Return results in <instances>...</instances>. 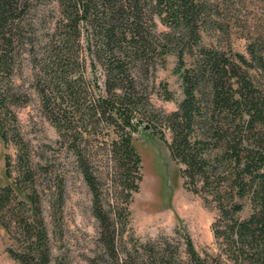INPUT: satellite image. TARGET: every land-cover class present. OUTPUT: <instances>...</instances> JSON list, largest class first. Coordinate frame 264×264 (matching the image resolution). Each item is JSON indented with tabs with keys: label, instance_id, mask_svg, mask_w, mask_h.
<instances>
[{
	"label": "trees",
	"instance_id": "obj_1",
	"mask_svg": "<svg viewBox=\"0 0 264 264\" xmlns=\"http://www.w3.org/2000/svg\"><path fill=\"white\" fill-rule=\"evenodd\" d=\"M36 1L0 0V139L6 147L17 143L23 162L13 174L10 155L5 154L9 181L0 182V224L11 234L14 245L8 250L21 264H64L53 257L40 198L24 185L32 178L30 158L12 107L20 102L15 78L22 73L24 56L37 54L29 15ZM229 1L56 0L60 16L53 35L58 39L37 66L36 80L47 114L72 134L70 145L92 190L110 264L184 262L178 244L172 247L168 238L141 243V255L118 253L124 229L118 226L129 221L125 208L143 178L134 134L146 122L172 131V140H165L172 157L184 165L179 170L185 183L195 192L209 190L220 211L219 224L214 225L221 245L216 256H202L184 229L192 264H264V35L247 34L246 53L225 48L216 34L230 27L221 10ZM155 16L166 29H158ZM85 34L90 54L104 68L107 93L93 97L87 112L75 77L86 69V55L79 53ZM169 54L177 57L174 71L181 79L183 98L174 111L154 115L133 69L148 72L153 58L163 65ZM163 88L164 96L173 99L167 84ZM86 118L93 125L103 123L108 135L113 134L108 142L110 180L127 204L114 217L103 206V189L85 147L77 143L78 134L88 128ZM245 201L251 212L241 217Z\"/></svg>",
	"mask_w": 264,
	"mask_h": 264
},
{
	"label": "rangeland",
	"instance_id": "obj_2",
	"mask_svg": "<svg viewBox=\"0 0 264 264\" xmlns=\"http://www.w3.org/2000/svg\"><path fill=\"white\" fill-rule=\"evenodd\" d=\"M32 6L30 27L37 54L34 57L26 52L22 73L15 78L20 102L12 104L30 158L32 178L24 185L34 190L41 200L55 261L60 260L64 264H110L112 259L106 253L102 224L94 211L92 190L70 145L73 143L72 134L70 137L49 117L39 93L40 82L36 80L37 66L42 64L52 43L58 39L53 33L60 16L59 6L56 0H38ZM221 10L227 15L225 22L229 21L230 27L216 36L222 39L225 48L246 53V35H264V0H230ZM155 20L159 30L166 29L158 17L155 16ZM204 40L212 43L209 34L204 35ZM95 41L93 38L91 43ZM79 53L86 55L87 61L85 72L79 70L76 73L75 77H79L76 85L81 91V104L87 112V105L91 104L93 97L107 95L106 75L96 55L88 50L86 34L80 40ZM151 61L148 72L135 67L133 73L138 88L148 96L147 108L154 115H164L174 111L183 98L181 79L174 71L177 57L175 54L167 55L163 65L156 57ZM164 83L173 92V99L164 96ZM59 100L62 98L59 97ZM69 105L65 103L64 107H73ZM87 123L88 128L78 134L77 143L85 147L103 189V206L114 217L115 211L124 210L127 204L121 197L122 192L118 188L116 191L110 180L108 142L113 134L108 135L103 123ZM134 136L143 159V178L139 190L125 208L129 221L118 226L120 231L124 228L123 237L118 242L120 257H125L128 252L133 256L141 255V243L168 238L172 247L178 244L183 264H192L186 251L184 229L191 235L202 256H216L221 247L214 232V225L219 224L220 217L217 202L209 190L200 188V192H195L185 183L179 170L184 165L172 157L166 142L172 140V131L155 128L146 122ZM21 152L14 141L6 147L0 139V182L9 181L5 175V154L10 155L9 166L13 174H17L23 164ZM201 185L199 182L198 187ZM250 212L251 206L245 201V209L240 216L247 217ZM13 245L11 234L0 224V264H21L8 250Z\"/></svg>",
	"mask_w": 264,
	"mask_h": 264
}]
</instances>
